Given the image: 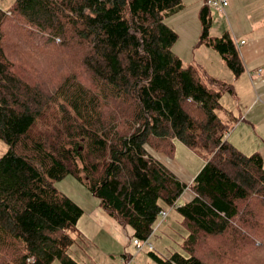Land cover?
<instances>
[{
    "label": "trees",
    "instance_id": "obj_1",
    "mask_svg": "<svg viewBox=\"0 0 264 264\" xmlns=\"http://www.w3.org/2000/svg\"><path fill=\"white\" fill-rule=\"evenodd\" d=\"M183 8L182 0H15L0 8V141L8 146L0 156V264H79L69 249L84 240L83 210L54 186L67 175L135 240L153 234L160 201L175 204L184 250L149 251L156 264H245L255 236L264 248L263 159L226 139L234 118L218 112L232 86L172 52L177 33L165 20ZM199 21L197 44L238 77L244 66L233 38L209 35L205 4ZM52 44L74 45L78 67L41 66ZM175 140L206 155L188 185L148 150L171 157ZM184 191L192 196L179 204ZM216 237L232 244L227 252L208 243Z\"/></svg>",
    "mask_w": 264,
    "mask_h": 264
},
{
    "label": "rangeland",
    "instance_id": "obj_2",
    "mask_svg": "<svg viewBox=\"0 0 264 264\" xmlns=\"http://www.w3.org/2000/svg\"><path fill=\"white\" fill-rule=\"evenodd\" d=\"M14 1L15 0H0V8L6 10L12 6ZM191 2L193 1L183 0V3L186 6V10L180 13L178 12V14L176 13L169 19L165 20V23L169 27L176 28V30L172 28L177 33V39L172 46V52L175 55L179 56L185 64L196 63L200 67H204L205 69H203L206 70L209 75L211 74V76L215 77L219 81L225 82L227 85H231L232 91L234 92L232 82V78L234 75L232 76L230 70L225 67V63L221 59L220 55L216 51L206 47L205 45L197 44L201 34V29L198 33L197 39L193 37L191 38L189 34L192 32V25H194L196 29V26L198 25V23H200L198 21L196 13H193V11L191 10V8H194V6L191 5ZM201 4H204V0H201ZM209 8L211 12L212 23L215 24L212 25L211 23L212 28L210 27L209 29V35L220 36L225 31H230V33H232L230 27L232 22L234 21L232 16L228 13L225 14L217 11L218 8ZM226 9L228 8L226 7ZM217 24H220L222 33H219V31L216 30ZM71 46L72 47H59L55 44L49 45V57L46 60L42 59L40 61L41 66H46V69L48 71H52L55 68L57 70H60L63 67H67V69H70L72 71L75 70L78 67V60L75 46ZM62 72L58 71L55 77L52 76V85H56L59 80L60 73ZM47 87L49 86L47 85ZM233 92H225L222 94L220 102L223 106V110L227 109V106H230V108L233 110L231 106L234 107V104L236 103L233 102V99L236 96L232 95ZM218 114H220V116L224 118V111L220 110ZM7 150V144L3 141H0V156L3 155ZM148 150L150 153L155 154V156H157L158 158H160V156H163V159L165 158L164 162L168 164L170 168H173L172 170L176 174H179L180 178L185 181L189 178V176L194 177L198 173V171L204 165L206 158V155L190 149L179 140L174 141V150L171 157H168L165 154H158L151 148H148ZM189 183L190 181L186 182L187 185ZM54 186L59 192L67 195L76 204H80L79 206L82 208L83 214L79 223V227L77 226V228L79 231L81 229H86L87 234L89 236L92 235L95 231V228L93 227L94 225L90 220L93 219L91 215L95 214L96 216H98L99 221L98 211L96 210L97 208L101 209L99 199L93 196V194L85 184L77 180L72 175H67L62 179L55 181ZM191 196L192 195L189 191L183 192L177 199V202L179 204H182L190 199ZM160 204L162 205L164 210H168L167 217L160 223V217L157 219V221L155 222V230L153 234L148 237V243L145 244L142 248L137 249L134 245L135 239L132 236L133 232L130 226L127 225L123 226L125 228L121 227V230L123 231V233H125V231H129V233L126 232L122 235L119 232V229L116 234L117 238H114L116 241L115 247H110L104 241H101V244L99 245L95 241L92 242L84 237V240H79L70 247V255L79 264H156L153 258L150 256L149 251H154L155 253H158L164 257L169 256V254L174 251L183 252L184 249L182 247V243L183 239L187 235V228L184 225L183 219L175 209H169L170 205H167L162 201H160ZM84 222L85 224H83ZM99 225L103 226L100 221ZM253 239L257 241H253L251 239L250 244L244 246V252L246 254H241V257L247 256V260L241 258V261H244L245 264H264V248L263 246L259 245L260 239L258 237L255 236L253 237ZM261 240L263 239L261 238ZM207 241L211 245H213L214 243V245L216 246H221L219 249L222 251L224 250L225 252H227V246L232 245L229 241L222 243L219 237L208 238ZM236 252L237 251L233 249V252L228 253L227 256H233L234 253L236 254ZM248 258H250V260H248ZM53 264L61 263L59 260H55Z\"/></svg>",
    "mask_w": 264,
    "mask_h": 264
},
{
    "label": "crops",
    "instance_id": "obj_3",
    "mask_svg": "<svg viewBox=\"0 0 264 264\" xmlns=\"http://www.w3.org/2000/svg\"><path fill=\"white\" fill-rule=\"evenodd\" d=\"M192 1L193 2H191V5L194 6V8H191V10L193 11V13H196L199 21V10L202 7L201 0H192ZM226 7L228 9H226ZM226 7L224 9L218 8L217 11H220L225 14L226 13L230 14L234 21L230 26L232 33H230V31H225L223 33H228L235 41L240 58L244 66L243 72L238 77L233 76V73L230 71L233 76L232 82H233L234 92L232 95L233 96L236 95L235 98L233 99L234 100L233 102L236 103L234 104V107L231 106L233 110L230 108V106H227V109L224 110L222 109V111H224L223 119H227L231 117L234 118V123L229 128L226 135V139L228 142H230L236 148L242 151L245 155L258 153L263 159L264 158V0H230L229 4ZM185 10H186V6L184 4V8L180 12ZM170 17H168L167 19H169ZM211 23H212V19H211ZM199 24L200 23H198V25L196 26V29L194 25H192L193 27V29L191 28L192 32L189 33L191 38L192 37L195 39L198 38V33L201 29V24L200 27ZM212 25L215 24L212 23ZM171 28L176 30L175 27H171ZM216 30L219 31V33L221 32L220 24L216 25ZM215 35H220V34H215ZM225 67L227 68L226 65ZM156 158L164 166H166L172 173H174L176 176L180 178L179 174H176L172 170L173 168H170V166L164 162L165 158L163 159V156H160V158L158 157ZM180 179L186 183L187 181H191L193 177L189 176V178L186 181L183 180L182 178ZM96 210L98 211L99 221L100 223H102L104 227L99 225L98 216L93 214L91 215L93 219L92 220L89 219V220L94 225L93 226L95 228L94 233L89 236L87 234L86 229L79 228L81 229L80 233L83 236L85 235L84 237H86L92 242L95 241L100 245L101 241H104L106 244H108L110 247L113 248L116 246L115 239L117 238L116 234L118 230L120 229L119 232L122 235L125 234L126 232L129 233V231H125V233H123V231L121 230V227L123 226L119 225L115 219L110 217L102 207L101 209L97 208ZM81 218L82 216L78 220L77 223L78 227ZM83 224H85V222Z\"/></svg>",
    "mask_w": 264,
    "mask_h": 264
},
{
    "label": "built area",
    "instance_id": "obj_4",
    "mask_svg": "<svg viewBox=\"0 0 264 264\" xmlns=\"http://www.w3.org/2000/svg\"><path fill=\"white\" fill-rule=\"evenodd\" d=\"M204 4L208 7H215V8H219V9H224L228 4H229V0H204ZM227 135V132L225 133V136ZM175 204L170 205L169 209H175ZM168 214V210H164L162 209L159 214L157 219L160 217V222H162ZM141 240H135L134 241V245L136 246L137 249L142 248L145 244H147V240H144L142 242H140Z\"/></svg>",
    "mask_w": 264,
    "mask_h": 264
}]
</instances>
